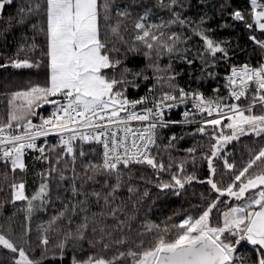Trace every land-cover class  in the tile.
<instances>
[{"label":"snow or ice","instance_id":"1","mask_svg":"<svg viewBox=\"0 0 264 264\" xmlns=\"http://www.w3.org/2000/svg\"><path fill=\"white\" fill-rule=\"evenodd\" d=\"M0 41V264H264V0H0Z\"/></svg>","mask_w":264,"mask_h":264},{"label":"trees","instance_id":"2","mask_svg":"<svg viewBox=\"0 0 264 264\" xmlns=\"http://www.w3.org/2000/svg\"><path fill=\"white\" fill-rule=\"evenodd\" d=\"M15 3H19L20 0H14ZM197 0H192L193 4H196ZM7 12H12L14 9H7ZM194 11V10H193ZM191 14V13H190ZM18 32L19 29H14L13 33L9 35L8 41H9V52L15 50V45L13 44V41L18 39ZM222 35L224 36H230L233 35L230 30H224ZM2 43V41H0ZM15 71V70H12ZM29 77H16L11 81V83L8 84V89L5 88V84L8 83L9 76L6 74L3 70H0V92L6 91V90H14L19 87L25 86L27 80ZM32 80H37L36 77H31ZM176 131H179V127H176ZM249 142L247 139H245V144H248ZM182 145L184 147H187L188 145L182 142ZM31 177H29V180L31 181ZM158 190L154 187L150 188V195H152L155 198V204L152 207V212L150 213V218L155 220L156 222H161L165 219L166 216H169L174 211H179L182 207L187 208V204L184 202V200L173 197V196H163L158 195ZM3 193H0V196H2ZM14 209H12L11 205H5V207L0 210V219H2L3 216L11 215ZM18 217H22V213L17 214ZM20 222L19 219L17 221ZM19 231V229H17Z\"/></svg>","mask_w":264,"mask_h":264},{"label":"built area","instance_id":"3","mask_svg":"<svg viewBox=\"0 0 264 264\" xmlns=\"http://www.w3.org/2000/svg\"><path fill=\"white\" fill-rule=\"evenodd\" d=\"M173 118H179L178 111L173 113Z\"/></svg>","mask_w":264,"mask_h":264}]
</instances>
